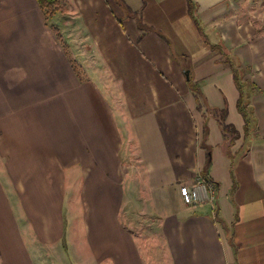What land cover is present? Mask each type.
I'll list each match as a JSON object with an SVG mask.
<instances>
[{"label": "crops", "instance_id": "crops-1", "mask_svg": "<svg viewBox=\"0 0 264 264\" xmlns=\"http://www.w3.org/2000/svg\"><path fill=\"white\" fill-rule=\"evenodd\" d=\"M63 1L0 0V264H264V0Z\"/></svg>", "mask_w": 264, "mask_h": 264}, {"label": "built area", "instance_id": "built-area-1", "mask_svg": "<svg viewBox=\"0 0 264 264\" xmlns=\"http://www.w3.org/2000/svg\"><path fill=\"white\" fill-rule=\"evenodd\" d=\"M203 192V195H202ZM180 193L186 205L193 206L198 203L207 202L214 204L217 201V187L212 182H207L203 176H197L196 184L192 187L182 186Z\"/></svg>", "mask_w": 264, "mask_h": 264}, {"label": "trees", "instance_id": "trees-1", "mask_svg": "<svg viewBox=\"0 0 264 264\" xmlns=\"http://www.w3.org/2000/svg\"><path fill=\"white\" fill-rule=\"evenodd\" d=\"M60 0H37L38 4L40 5V7L44 10H46L48 16H52L54 15L57 11H61L63 9H60L57 4ZM189 9H190V13L191 15L193 16L194 14V10H195V6L192 2V0H189ZM64 11V10H63ZM137 24L139 26V29L143 32L147 31V30H150L147 26H145L142 22V20L140 18H137ZM190 85H191V88H192V82H190ZM193 90L195 93L198 94V92L196 91V89L193 87ZM220 124H221V127L223 129V132L225 134H236V132L233 130L232 127L228 126L225 124V121L223 119V117L220 118L219 120ZM202 176L204 177L205 180L207 181H210V179H208L207 175L206 174H202Z\"/></svg>", "mask_w": 264, "mask_h": 264}, {"label": "rangeland", "instance_id": "rangeland-1", "mask_svg": "<svg viewBox=\"0 0 264 264\" xmlns=\"http://www.w3.org/2000/svg\"><path fill=\"white\" fill-rule=\"evenodd\" d=\"M66 3V2H65ZM63 0H60L57 4V6L60 9H70V7L72 5H67L65 4ZM65 8V9H64ZM68 11V10H67ZM53 20L55 21L56 19L53 18ZM51 22V24H55L57 25L55 22ZM261 29H264V23H262V25L259 27ZM112 78V77H111ZM202 176V174H199L198 176ZM68 227V226H67ZM67 247V241H63L62 243V250L57 251L56 254H54L53 252L50 253L49 258H51V264H67V262H69L70 260L72 261H77V264H86V258H82L80 255H77V258L73 257L68 250H66L65 248ZM48 252V251H47ZM81 259H80V258ZM158 261V259H157ZM70 264V263H69Z\"/></svg>", "mask_w": 264, "mask_h": 264}, {"label": "water", "instance_id": "water-1", "mask_svg": "<svg viewBox=\"0 0 264 264\" xmlns=\"http://www.w3.org/2000/svg\"><path fill=\"white\" fill-rule=\"evenodd\" d=\"M185 74H186L187 79H189L190 78V76H189V70H186L185 71Z\"/></svg>", "mask_w": 264, "mask_h": 264}]
</instances>
